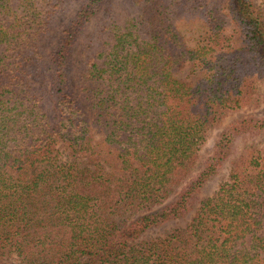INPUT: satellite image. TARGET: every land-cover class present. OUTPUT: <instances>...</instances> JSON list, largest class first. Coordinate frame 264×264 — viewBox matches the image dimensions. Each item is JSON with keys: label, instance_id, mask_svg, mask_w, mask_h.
<instances>
[{"label": "trees", "instance_id": "obj_1", "mask_svg": "<svg viewBox=\"0 0 264 264\" xmlns=\"http://www.w3.org/2000/svg\"><path fill=\"white\" fill-rule=\"evenodd\" d=\"M63 1L0 0V255L17 264H264V145L244 148L184 227L143 236L189 210L235 133L264 132V119L237 121L177 191L209 127L257 100L264 16L253 0H122L93 32L104 0H83L42 61L39 41ZM190 18L203 29L194 45L180 28ZM235 38L245 57L230 53ZM39 63L53 107L29 82Z\"/></svg>", "mask_w": 264, "mask_h": 264}, {"label": "rangeland", "instance_id": "obj_2", "mask_svg": "<svg viewBox=\"0 0 264 264\" xmlns=\"http://www.w3.org/2000/svg\"><path fill=\"white\" fill-rule=\"evenodd\" d=\"M122 0H104L101 10L93 21L88 25L87 30L90 32L95 31L101 22L107 20V15L104 13L106 8H111V11L116 13L118 7L121 5ZM83 0H65L61 3L55 13L51 16L49 29L41 37L39 41V48L43 54V60L45 61L51 50L57 44L61 32L64 27L68 25L71 18L79 8ZM260 14L264 16V0H253ZM112 12V13H113ZM180 28L182 33L188 39L190 45H194L197 38L203 32L200 21L196 18L186 19L180 22ZM243 48L238 38H235L233 46L231 47L230 53L237 54V56L245 57L243 54ZM75 60L83 59L84 51L82 45H78L73 51ZM40 65V66H39ZM41 64H37L34 69L35 76L29 78V82L35 92L40 95L44 100L47 101V105L52 106V98L49 93L48 84L42 79L39 71ZM257 100L252 105H246L238 109L228 111L219 121L212 124L206 136V141L200 151L199 162L189 174V176L182 182L178 190H181L188 181L192 180L201 171L204 163L212 155L215 143L220 138L221 134L228 131L232 125L236 124L237 121L244 118L264 119V82L260 81L256 96ZM50 103V104H49ZM254 144L257 146L264 145V132L257 129H241L232 136V142L230 146V152L228 156L223 160L218 170L207 179L204 184L196 191L194 197L190 202L189 210L181 217L171 221H168L158 227L148 230L143 236H165L175 228H182L186 223L189 222L195 211L200 205V202L210 197L217 190L218 186L227 180L233 164L238 160L244 148ZM177 194V193H176ZM176 194H172L163 204L174 199ZM159 205L152 206L151 210L157 209ZM18 259L15 255H0V264H17Z\"/></svg>", "mask_w": 264, "mask_h": 264}]
</instances>
